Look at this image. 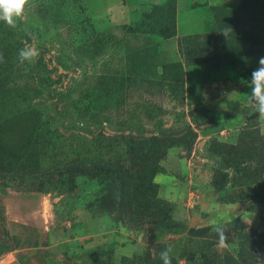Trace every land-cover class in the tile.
I'll return each instance as SVG.
<instances>
[{"label":"rangeland","instance_id":"374dc122","mask_svg":"<svg viewBox=\"0 0 264 264\" xmlns=\"http://www.w3.org/2000/svg\"><path fill=\"white\" fill-rule=\"evenodd\" d=\"M0 24V264H264V0H31Z\"/></svg>","mask_w":264,"mask_h":264},{"label":"clouds","instance_id":"9594fccd","mask_svg":"<svg viewBox=\"0 0 264 264\" xmlns=\"http://www.w3.org/2000/svg\"><path fill=\"white\" fill-rule=\"evenodd\" d=\"M31 4V0H0V22H4L9 28L15 29L17 23L24 17L26 8ZM39 56V51L35 47L25 46L19 50L18 59L21 66L33 64ZM0 62L3 56L0 55ZM258 67L251 73L249 82L250 93L248 94V105L255 113H258L260 121H264V57L258 60ZM233 92L232 94H234ZM261 135H264V124L261 125ZM243 223H248L250 217L243 215L240 217ZM209 224L213 227V232L218 237V248H228V236L225 234L222 218H211ZM172 248L167 247L160 252V259L163 264H172Z\"/></svg>","mask_w":264,"mask_h":264},{"label":"trees","instance_id":"16d2710c","mask_svg":"<svg viewBox=\"0 0 264 264\" xmlns=\"http://www.w3.org/2000/svg\"><path fill=\"white\" fill-rule=\"evenodd\" d=\"M5 25L4 24H0V33H3L5 31ZM10 35V34H8ZM8 35H5V38L6 39H9L8 38ZM11 37V36H10ZM3 55V54H1ZM112 178H117L119 180H121L123 178V173H122V169H117L114 174H113V177ZM106 178L104 177L103 180H105ZM252 244L255 248H257L260 252H263L264 253V238H262V240L259 242L255 239L252 240Z\"/></svg>","mask_w":264,"mask_h":264}]
</instances>
